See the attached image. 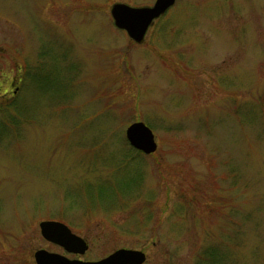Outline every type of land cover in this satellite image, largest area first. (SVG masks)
Wrapping results in <instances>:
<instances>
[{
	"label": "rangeland",
	"instance_id": "1",
	"mask_svg": "<svg viewBox=\"0 0 264 264\" xmlns=\"http://www.w3.org/2000/svg\"><path fill=\"white\" fill-rule=\"evenodd\" d=\"M115 2L154 0H0V264L58 250L44 219L87 260L264 264V0H175L139 43Z\"/></svg>",
	"mask_w": 264,
	"mask_h": 264
},
{
	"label": "water",
	"instance_id": "2",
	"mask_svg": "<svg viewBox=\"0 0 264 264\" xmlns=\"http://www.w3.org/2000/svg\"><path fill=\"white\" fill-rule=\"evenodd\" d=\"M175 0H154L150 6H131L122 2L111 5L109 12L113 25L124 30L134 42H141L152 21L162 15ZM125 139L135 150L150 154L157 148L151 128L143 121H134L124 130ZM40 234L48 241L58 243L67 250L83 253L87 242L71 232L68 226L58 220H41ZM36 264H142L146 254L140 249L120 247L97 260H64L60 254L38 249L34 252Z\"/></svg>",
	"mask_w": 264,
	"mask_h": 264
},
{
	"label": "trees",
	"instance_id": "3",
	"mask_svg": "<svg viewBox=\"0 0 264 264\" xmlns=\"http://www.w3.org/2000/svg\"><path fill=\"white\" fill-rule=\"evenodd\" d=\"M18 109L19 108L16 107V109L14 110H18ZM6 112L13 113L12 111L7 110V108H5V111L3 109V113H6ZM225 257H226V254L222 255V253H220V251L216 249V247L208 246V247H205L203 251L201 252V254L199 255L197 264H220V259L224 261ZM221 264H224V262Z\"/></svg>",
	"mask_w": 264,
	"mask_h": 264
},
{
	"label": "flooded vegetation",
	"instance_id": "4",
	"mask_svg": "<svg viewBox=\"0 0 264 264\" xmlns=\"http://www.w3.org/2000/svg\"><path fill=\"white\" fill-rule=\"evenodd\" d=\"M45 220H56V219H45ZM58 221H61V220H58ZM61 222H63V221H61ZM64 223V222H63ZM66 224V223H65ZM67 225V224H66ZM68 226V225H67ZM68 228L70 229V227L68 226ZM71 230V232H73L74 233V231L72 230V229H70ZM76 234V233H75ZM42 238L47 242V243H49V244H52V245H54V246H56L57 248H58V250H54V249H47V248H45V247H39V248H37V249H35L34 250V252L36 251V250H38V249H44V250H46V251H48V252H53V253H57V254H60L61 256H62V258H64V260H83V261H86L87 259H85L84 257H83V254H84V252L83 253H77V252H73V251H70V250H67L66 248H64L62 245H60V244H58V243H54V242H51V241H48V240H46L43 236H42ZM34 252H33V259H34ZM95 260H97V259H95ZM34 262H35V259H34ZM35 264H36V262H35Z\"/></svg>",
	"mask_w": 264,
	"mask_h": 264
}]
</instances>
